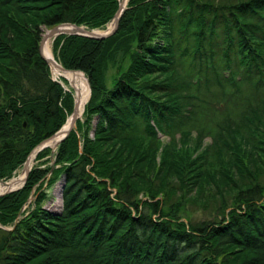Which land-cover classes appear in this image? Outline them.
I'll list each match as a JSON object with an SVG mask.
<instances>
[{"label": "trees", "instance_id": "1", "mask_svg": "<svg viewBox=\"0 0 264 264\" xmlns=\"http://www.w3.org/2000/svg\"><path fill=\"white\" fill-rule=\"evenodd\" d=\"M118 7L0 0V179L73 110L41 55L43 32L105 29ZM51 45L90 97L53 164L41 149L24 185L0 196V225L13 227L0 228V264H264V0H128L107 38ZM244 83L261 96L239 98ZM228 87L238 114L223 106ZM58 180L52 211L45 189ZM190 206L213 214L184 218Z\"/></svg>", "mask_w": 264, "mask_h": 264}, {"label": "rangeland", "instance_id": "2", "mask_svg": "<svg viewBox=\"0 0 264 264\" xmlns=\"http://www.w3.org/2000/svg\"><path fill=\"white\" fill-rule=\"evenodd\" d=\"M120 1V0H119ZM109 25V24H108ZM106 29V28H105ZM105 29H99V30H105ZM47 32V29L43 32V35L42 37L44 36V34H46ZM52 43V42H51ZM50 49L52 51V45L50 44ZM53 54V52H52ZM121 64V63H120ZM119 64V65H120ZM123 65V63L121 64ZM220 70L224 73V74H227L228 72V69L227 67H224L222 65V63L220 62ZM50 71H51V76L53 79H56V80H59L62 84V86L66 89H72L73 93H74V99L76 98V94H75V88L73 86V84H71V82L69 80H67L66 78L64 77H60V75L58 76L57 74H54L53 73V67H50ZM118 71V66L115 65V66H111L108 70H107V80H108V83L111 81V78L112 76ZM65 80H63V79ZM254 91H252L251 89V86L247 83H244V85L242 86L241 88V92H240V95L238 96L239 98L241 99H247V100H251L253 96H256L257 94L261 96L260 93H257V92H254L256 94H253ZM223 93V98L225 100L224 102V105L223 106H226V105H231V107L233 108V110L235 111L236 114H238L239 112V107H238V104H242L240 103V101L237 99V96H233L232 95V90L230 87L228 88H225V90L222 92ZM72 113V112H71ZM71 113L68 115V117L66 118V121L65 123L69 120V117L71 115ZM215 117H218L219 118V115H216ZM78 120H83V117H82V114H80L79 118H77L76 122H75V126L72 128V130H77V121ZM209 120L211 121L212 123V119H207V122H209ZM64 123V124H65ZM63 124V125H64ZM71 130V131H72ZM70 131V132H71ZM206 142H209V138L207 137L205 139ZM48 148H50V153L49 155L46 157V158H49V162L48 164H53V161H54V154H55V150L57 148V146H47ZM51 150H53V153H51ZM25 162V161H24ZM24 164V163H23ZM36 164L35 161H33L31 167H30V170L32 168V166ZM23 168L24 166L22 165L20 168H18L16 171H15V174L7 179V180H2L4 182H8L10 180H12L13 178L15 177H18L22 172H23ZM29 173V172H28ZM27 178V177H26ZM26 181V180H25ZM22 183V182H21ZM21 183L19 184V186H17L15 189L13 188V191L15 190H18L20 189L21 187ZM25 183V182H24ZM62 183V182H61ZM58 180V182H56L53 186L49 187V188H46L45 189V192L47 193V199L43 202V206L44 208H47L49 210H52V211H58L60 210V202H61V192H60V184H61ZM24 185V184H23ZM20 187V188H18ZM8 191V190H7ZM6 191H1L0 194L4 195L6 194L5 193ZM12 192V191H10ZM4 193V194H3ZM9 193V192H7ZM191 196L194 195L193 192L190 193ZM1 196V195H0ZM34 196H31L30 200L33 202L34 200ZM30 201V202H31ZM28 204V203H27ZM189 206V205H187ZM28 208V205H25L21 210H24V209H27ZM30 209V208H29ZM27 209V210H29ZM27 210H26V213H27ZM213 214V209L211 208H208V209H205V211L203 209H201L200 207H195V206H190L187 208V210L182 214L183 217L185 218L186 215L188 216H191L192 218H209L210 216H212Z\"/></svg>", "mask_w": 264, "mask_h": 264}, {"label": "water", "instance_id": "3", "mask_svg": "<svg viewBox=\"0 0 264 264\" xmlns=\"http://www.w3.org/2000/svg\"><path fill=\"white\" fill-rule=\"evenodd\" d=\"M127 3V1H126ZM126 3L124 6L121 5V2H119V7H118V10L116 11L112 21H111V28H108L102 32H96V30H99V29H88L86 28L85 26H82V25H76L74 23H60V24H57L55 26H53L52 28L48 29L46 34H44V36L42 37V40L40 42V52H41V55L42 57L45 59V61L48 63V65L50 67H58L60 70L62 71H71V72H79L81 73L86 82H87V86H88V96H87V99L85 101V103L88 101L89 97H90V87H89V82H88V78L85 76V74L80 71V70H68V69H65L54 57L52 56H47L46 54L43 53L42 51V43H43V40L46 38V37H49V38H54L56 37L57 35L59 34H65V35H80V36H85V37H89V38H93V39H105L107 38L108 36L112 35L113 33L116 32L117 30V27H118V23H119V18L123 12V10L125 9V6H126ZM75 94H76V97H77V91L75 90ZM84 103V105H85ZM77 105H78V101L77 99L75 98L74 99V107H73V110H72V113L70 115V119H71V122H72V125L70 128H68L65 133H64V136L60 139V141H62L69 133L70 131L72 130V128L75 126V122L77 120V118H79L80 114L83 113L84 111V105H83V108H82V111L80 114H77ZM61 129L62 127L57 131L55 132L51 137L55 136L56 134H58L59 132H61ZM50 137V138H51ZM48 138V139H50ZM48 139L42 141L38 146H36L32 151L31 153L28 155V157L26 158L23 166V170H24V177L22 179V183H21V186H23L25 180H26V177L28 175V172L30 171V168H28V161H29V157L30 155L32 154V152H35V156L36 154L44 147H47L49 146L48 144ZM60 141L58 143H60ZM57 143V145H58ZM56 145V146H57ZM55 146V147H56ZM51 153H53V150H51ZM35 158V157H34ZM64 184H65V181L63 180L62 183H61V190L63 189L64 187ZM18 187V188H20ZM15 189V188H14ZM10 191H13V189H10L8 191H6L5 193L7 192H10ZM4 194V193H3ZM2 195V194H0ZM17 220V219H16Z\"/></svg>", "mask_w": 264, "mask_h": 264}, {"label": "bare ground", "instance_id": "4", "mask_svg": "<svg viewBox=\"0 0 264 264\" xmlns=\"http://www.w3.org/2000/svg\"><path fill=\"white\" fill-rule=\"evenodd\" d=\"M126 1L127 0H120L121 5L124 6ZM111 24L112 23H109V25L106 26V29L111 28V26H112ZM102 31H104V30H96V32H102ZM51 41H52V38H49V37H46L43 40L42 51L47 56L54 57V55L52 54V51L50 49ZM53 73L57 74L58 76L60 75V77L66 78L67 80H69L71 82V84H73L75 90L77 91V97H76V99L78 101L77 114H80L82 111L83 105H84V103L87 99V96H88V86H87V82H86L84 76L79 72L62 71L58 67H53ZM71 125H72V122H71V119L69 118V120L62 126L61 132H59L55 136L48 139V141H47L48 144L50 146H56L57 143L60 141V139L64 136L65 131L68 128H70ZM34 157H35V152H32V154L29 157L30 159L28 161V168L31 167V165L34 161ZM23 177H24V170L18 177H15L8 182L0 181V192L16 188L21 183ZM17 221L18 220H15L14 224ZM0 228L9 230V229H12L13 227L0 225Z\"/></svg>", "mask_w": 264, "mask_h": 264}]
</instances>
